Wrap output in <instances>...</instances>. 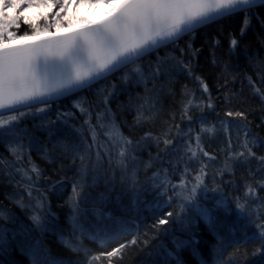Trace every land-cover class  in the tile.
I'll list each match as a JSON object with an SVG mask.
<instances>
[{"label": "trees", "instance_id": "16d2710c", "mask_svg": "<svg viewBox=\"0 0 264 264\" xmlns=\"http://www.w3.org/2000/svg\"><path fill=\"white\" fill-rule=\"evenodd\" d=\"M115 1L0 0V46ZM0 264H264V4L0 116Z\"/></svg>", "mask_w": 264, "mask_h": 264}, {"label": "water", "instance_id": "95a60500", "mask_svg": "<svg viewBox=\"0 0 264 264\" xmlns=\"http://www.w3.org/2000/svg\"><path fill=\"white\" fill-rule=\"evenodd\" d=\"M264 0H122L104 18L0 46V116L66 98Z\"/></svg>", "mask_w": 264, "mask_h": 264}, {"label": "rangeland", "instance_id": "374dc122", "mask_svg": "<svg viewBox=\"0 0 264 264\" xmlns=\"http://www.w3.org/2000/svg\"><path fill=\"white\" fill-rule=\"evenodd\" d=\"M121 1L122 0L115 1V2H112V3L108 4V5L101 6V7L97 8V9H95V10L88 11L87 12L88 21L93 22L95 20L104 18L106 15L110 14ZM90 22H88V23H90ZM83 24H85V23H83ZM2 126H7L8 127V124L2 125Z\"/></svg>", "mask_w": 264, "mask_h": 264}, {"label": "bare ground", "instance_id": "6f19581e", "mask_svg": "<svg viewBox=\"0 0 264 264\" xmlns=\"http://www.w3.org/2000/svg\"><path fill=\"white\" fill-rule=\"evenodd\" d=\"M5 115V114H4ZM2 116V115H1Z\"/></svg>", "mask_w": 264, "mask_h": 264}]
</instances>
